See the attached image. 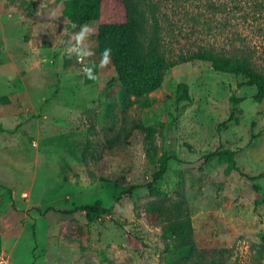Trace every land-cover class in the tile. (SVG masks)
Here are the masks:
<instances>
[{
    "label": "rangeland",
    "instance_id": "obj_1",
    "mask_svg": "<svg viewBox=\"0 0 264 264\" xmlns=\"http://www.w3.org/2000/svg\"><path fill=\"white\" fill-rule=\"evenodd\" d=\"M72 1L0 0V264H164L162 227L147 205L180 192L203 253L252 264L264 231L254 183L264 188V177L247 174L264 172V100L232 74L181 59L207 42L231 48L237 31L263 43L255 66L264 71V0H153L171 64L145 108L128 100L112 59L99 68L93 27L86 61L98 79L87 82L68 58L80 30ZM181 82L189 91L179 100ZM234 93L245 99L233 102ZM232 108L237 119L226 121ZM136 122L154 126L150 140ZM218 148L232 150L240 170L208 154ZM166 154L169 169L154 181ZM97 200L111 214L90 220L77 208Z\"/></svg>",
    "mask_w": 264,
    "mask_h": 264
},
{
    "label": "trees",
    "instance_id": "obj_2",
    "mask_svg": "<svg viewBox=\"0 0 264 264\" xmlns=\"http://www.w3.org/2000/svg\"><path fill=\"white\" fill-rule=\"evenodd\" d=\"M105 0H75L71 2L74 21L81 27L87 24L95 29L100 42V51L111 48V59L118 72L120 80L127 90L128 100L140 108L150 106L148 93L157 88L163 78L164 71L171 64L166 44L165 31L159 14L160 9L153 0H114L113 14L104 17ZM212 27L210 22H206ZM261 41H253L242 32H235L231 48L217 44L204 43L198 49L182 57L181 61L202 60L213 69L232 74L239 78L238 85H248L255 88L256 97L264 100V71L255 66ZM261 51V50H260ZM96 81V80H95ZM88 80L87 82H95ZM189 85L186 82L178 84L179 100L188 97ZM134 97L131 98L130 96ZM244 96L232 94L231 100L240 103ZM236 108H232L227 120L237 119ZM134 128L147 132L150 140L155 133L151 124L136 122ZM209 155L224 157L230 168L239 169L234 152L229 149H215ZM173 156L162 157L158 170L153 175L156 181L162 178L169 169ZM247 176L256 180L264 177V172ZM154 191V184H149ZM7 190L10 188L7 187ZM254 202L259 205L264 202V188L254 183ZM10 195L12 193L10 190ZM114 206H105L102 200L78 206L85 210L87 217L94 220L106 214H111ZM72 211V210H67ZM147 211L158 218L162 227V237L166 243L168 259L164 264H239L223 258L209 257L200 248L195 237V226L191 208L186 195L180 192L176 198L152 200L147 205ZM3 249V239L0 236V252ZM252 264L264 261V231L260 234V242L255 243Z\"/></svg>",
    "mask_w": 264,
    "mask_h": 264
},
{
    "label": "clouds",
    "instance_id": "obj_3",
    "mask_svg": "<svg viewBox=\"0 0 264 264\" xmlns=\"http://www.w3.org/2000/svg\"><path fill=\"white\" fill-rule=\"evenodd\" d=\"M92 35V29L89 25H81L79 32L72 33L67 41L66 55L69 59L73 56L76 57L77 63L83 64L85 58L95 55L94 50L87 43L89 36ZM111 48H105L100 54L99 68H107L111 64ZM97 65H84L82 68V74L88 80H97L98 75L96 72Z\"/></svg>",
    "mask_w": 264,
    "mask_h": 264
},
{
    "label": "built area",
    "instance_id": "obj_4",
    "mask_svg": "<svg viewBox=\"0 0 264 264\" xmlns=\"http://www.w3.org/2000/svg\"><path fill=\"white\" fill-rule=\"evenodd\" d=\"M87 64H89V63H87L86 58H85L83 64H81V65L84 66V65H87Z\"/></svg>",
    "mask_w": 264,
    "mask_h": 264
}]
</instances>
